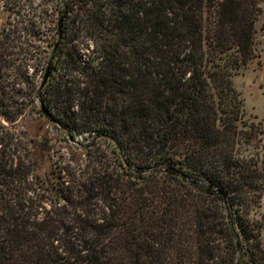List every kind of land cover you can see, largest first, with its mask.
Here are the masks:
<instances>
[{
    "label": "trees",
    "instance_id": "16d2710c",
    "mask_svg": "<svg viewBox=\"0 0 264 264\" xmlns=\"http://www.w3.org/2000/svg\"><path fill=\"white\" fill-rule=\"evenodd\" d=\"M260 1L66 0L36 93L66 136L100 143L43 197L25 147H0V264H264L248 217L263 132L230 83ZM17 33L0 29V77Z\"/></svg>",
    "mask_w": 264,
    "mask_h": 264
},
{
    "label": "rangeland",
    "instance_id": "374dc122",
    "mask_svg": "<svg viewBox=\"0 0 264 264\" xmlns=\"http://www.w3.org/2000/svg\"><path fill=\"white\" fill-rule=\"evenodd\" d=\"M65 2L0 0V29L9 26L17 31L18 39L14 43L20 47L14 49L16 69H5L0 77V112L5 110L8 118L0 113V147L8 145L10 153H19V148L25 147L32 168L29 180L32 194L40 197L47 196L46 192L54 187L60 167L81 168L85 164V150L91 149L87 145L95 147L100 143L85 135L66 136L52 117L42 112L47 107L36 93L44 88L40 87L45 80L46 63L49 60L51 63V52L57 44V21L60 16L64 18ZM258 6L260 14L254 23L252 57L230 77V83L241 101L243 119L263 132L258 136L260 156L264 151V0ZM24 50L29 58L26 61L20 60ZM24 76L28 84L23 83ZM48 82L51 85V77ZM48 109L51 116V108ZM248 217L258 226L259 244L264 252V190L254 199Z\"/></svg>",
    "mask_w": 264,
    "mask_h": 264
},
{
    "label": "water",
    "instance_id": "95a60500",
    "mask_svg": "<svg viewBox=\"0 0 264 264\" xmlns=\"http://www.w3.org/2000/svg\"><path fill=\"white\" fill-rule=\"evenodd\" d=\"M61 20H62V17L60 16L58 18V21H57V31L58 32H59V29H60ZM45 77H46V74L43 76V79H45ZM42 112L51 119V116L49 115V113L47 111H45L44 109H42ZM217 192L220 194V196H221L222 199L225 198V195L223 193H221L220 191H217Z\"/></svg>",
    "mask_w": 264,
    "mask_h": 264
}]
</instances>
